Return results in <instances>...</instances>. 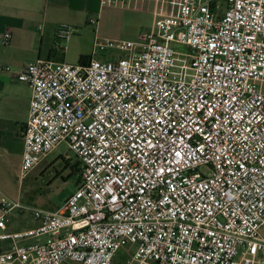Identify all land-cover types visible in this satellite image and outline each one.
Wrapping results in <instances>:
<instances>
[{"label": "built area", "instance_id": "2783aa9c", "mask_svg": "<svg viewBox=\"0 0 264 264\" xmlns=\"http://www.w3.org/2000/svg\"><path fill=\"white\" fill-rule=\"evenodd\" d=\"M72 33L59 25L58 45ZM99 47L123 54L17 73L34 88L22 176L67 143L80 182L55 209L0 199L3 229L14 210L38 221L0 233V264H114L121 249L130 264H264V0H155L139 41Z\"/></svg>", "mask_w": 264, "mask_h": 264}, {"label": "rangeland", "instance_id": "374dc122", "mask_svg": "<svg viewBox=\"0 0 264 264\" xmlns=\"http://www.w3.org/2000/svg\"><path fill=\"white\" fill-rule=\"evenodd\" d=\"M153 0H129L127 4L109 5L102 9L93 8L88 15L78 23H68L73 27V33L63 41L59 55L65 56L66 62L78 63L81 55L106 59H117L123 53L117 48L101 49L99 43L107 40H135L150 30L154 23ZM181 51H189L186 44H175ZM1 71H8L7 67ZM19 80V79H18ZM3 96L0 89V98ZM9 128L13 126L8 124ZM72 162L79 160L76 153L67 143H62L50 152L44 161L34 170L22 176L20 157L15 152H8L6 157H0V170L6 178L5 186H0V199L7 195L33 207L55 209L77 188L80 175L72 168L64 169V160ZM45 165H48L45 167ZM72 172V173H71ZM71 173V174H70ZM11 228L20 229L37 227L38 222L30 211L14 210L10 215ZM128 255L123 249L114 260V264H130ZM73 264H82L73 262Z\"/></svg>", "mask_w": 264, "mask_h": 264}, {"label": "crops", "instance_id": "0c3cea01", "mask_svg": "<svg viewBox=\"0 0 264 264\" xmlns=\"http://www.w3.org/2000/svg\"><path fill=\"white\" fill-rule=\"evenodd\" d=\"M153 2L154 14L155 0ZM105 6L109 5H102L101 0H0V67L8 70L0 72L3 93L0 98V157L15 152L22 166L23 128L30 115L34 88L20 80L17 73L38 57L49 58L50 50L56 45L59 25L78 23L91 9L97 7L100 11ZM6 33H11L8 41ZM51 59L66 61L65 56L63 59L53 56ZM9 123L13 124L11 128ZM5 182L1 169L0 186H5ZM32 228L35 227L15 229L8 223L6 230L0 227V233ZM10 242L11 239L0 240V248H6Z\"/></svg>", "mask_w": 264, "mask_h": 264}, {"label": "trees", "instance_id": "16d2710c", "mask_svg": "<svg viewBox=\"0 0 264 264\" xmlns=\"http://www.w3.org/2000/svg\"><path fill=\"white\" fill-rule=\"evenodd\" d=\"M56 43H57V40H56ZM59 47L62 48L61 46H59ZM53 56H56V57H58L60 59H63L64 58L63 55H59V48L57 47V44L54 47H52V49L50 50L49 58L51 59V57H53ZM89 58H90V56L81 55L80 56V59H79V62H85ZM61 157L65 161L64 162V169H67L68 167H71L72 168V172H74V171L80 172V170H81V168H80L81 164H80V161L79 160L77 162H72L71 159H66L65 156H63V155H61ZM79 181H80V179H79Z\"/></svg>", "mask_w": 264, "mask_h": 264}]
</instances>
